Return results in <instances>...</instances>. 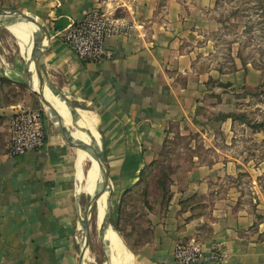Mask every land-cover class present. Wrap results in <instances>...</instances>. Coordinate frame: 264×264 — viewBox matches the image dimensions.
I'll return each instance as SVG.
<instances>
[{"label": "crops", "instance_id": "0c3cea01", "mask_svg": "<svg viewBox=\"0 0 264 264\" xmlns=\"http://www.w3.org/2000/svg\"><path fill=\"white\" fill-rule=\"evenodd\" d=\"M18 3L22 11L39 18L50 37L43 41L30 25L27 42L10 27L6 29L11 34L0 35V264H81L85 211L93 193L88 181L92 151L69 146L61 121L75 142L98 145L95 134L79 124L97 132L113 196L108 201L107 192L94 208L91 227L94 219L99 224L104 206V219L111 215L110 225L114 230L118 225L115 231L126 248L122 260L114 245L103 240L112 239L100 231L85 264L97 263L98 255L105 257V264H180L175 249L192 238L206 248L205 259L195 264H264V222L246 210L243 194L229 182L235 168L216 159L220 149L212 143V132L201 133L205 150H193L190 163L173 168L165 210L160 205L136 209L131 202L143 185V174L173 136L172 128L178 127L184 136L185 129L196 133L204 125L215 126L201 115L206 94L220 90L210 82L235 81L229 73L221 76L212 56L202 55L193 41L196 33L188 29V12L201 11L203 6L193 10L179 0ZM97 9L114 13L136 29L130 37L107 40L112 59L84 61L63 36L72 23ZM42 49L45 96L61 120L38 95L33 60ZM21 107L42 112L47 143L40 151L12 155L8 152L10 121ZM197 139L198 135L193 142ZM96 162L97 190L101 176ZM215 244L230 251L226 261L208 258Z\"/></svg>", "mask_w": 264, "mask_h": 264}, {"label": "rangeland", "instance_id": "374dc122", "mask_svg": "<svg viewBox=\"0 0 264 264\" xmlns=\"http://www.w3.org/2000/svg\"><path fill=\"white\" fill-rule=\"evenodd\" d=\"M18 1L0 0V10H21ZM181 1L193 10H196L195 6H203L201 11L188 12V29L196 33L193 41H196L202 55L212 56L221 76L229 73L235 76V81L210 82L220 90L219 93L206 94L201 115L215 122V126L204 125L196 133L185 129L184 136L178 127L172 128L173 136L167 139L153 167L143 174V185L131 200L132 205L136 209L144 205L150 210L160 205L159 208L165 210L167 193L157 186V182L165 183V188L169 189L173 168L190 163L193 150H205L206 141L201 133L212 132V143L220 149L216 159L221 165L230 163L235 168V175L228 177L229 182L243 194L246 210L253 212L258 221L264 222V0ZM5 20L8 22L11 18ZM0 25V35L11 34L3 23ZM226 84L225 89L223 86ZM4 86L2 84V88ZM9 90L17 93L15 88ZM226 114H233L237 120H228L227 123L213 120ZM250 123L262 124L263 128L256 132L249 126ZM197 135L198 139L193 142ZM109 217L106 216L105 223ZM96 222L94 219V226L91 227L90 247L93 249L98 244L100 232ZM103 240L113 246L107 238ZM105 261V257L98 255L97 263L91 264H105Z\"/></svg>", "mask_w": 264, "mask_h": 264}, {"label": "built area", "instance_id": "2783aa9c", "mask_svg": "<svg viewBox=\"0 0 264 264\" xmlns=\"http://www.w3.org/2000/svg\"><path fill=\"white\" fill-rule=\"evenodd\" d=\"M135 29L134 24L118 18L114 13L97 9L89 12L81 21L72 23L65 30L63 39L81 60L98 62L113 58V52L107 48L110 37H130ZM9 133L8 152L12 155L40 151L47 143L43 114L30 107H21L12 116ZM205 253L204 245L197 238H192L177 245L174 257L180 264H195L205 259ZM229 256L227 248L215 244L208 258L222 263Z\"/></svg>", "mask_w": 264, "mask_h": 264}, {"label": "water", "instance_id": "95a60500", "mask_svg": "<svg viewBox=\"0 0 264 264\" xmlns=\"http://www.w3.org/2000/svg\"><path fill=\"white\" fill-rule=\"evenodd\" d=\"M0 17L3 18H11L10 21L7 23L14 24L19 21H24L28 23H32L34 26H36V32L39 31L41 33V36L43 38V41L47 38L50 37L49 31L45 27V25L37 18L36 16L21 11V10H12V11H7V10H0ZM42 41V42H43ZM41 45V43H40ZM45 54V50H41L39 54L35 53L34 54V70L35 74L37 76V79L39 81V88H38V95L42 103L50 109L52 112L57 114V116L61 118V115L57 112L53 104L46 98L45 96V90H46V78L43 73V70L41 68V60L43 55ZM61 133L63 134V138L65 142L72 147L79 148V149H90L95 158L98 161V166H99V173L101 176V181L99 182V188L94 192V194L91 195L90 201L87 205L86 211H85V230H86V240L85 244L82 250V257H81V264H85L86 261V252H89L90 249V243H91V217H92V212L94 208L97 206L99 207L100 200L102 197L108 192V201L112 199L113 196V190H112V184L110 180V175H109V170L107 167V163L105 161V158L102 154L101 147H98L96 144H84L81 142H75L69 138L67 135L65 126L63 125V122L61 121ZM110 219L106 222V225L110 224Z\"/></svg>", "mask_w": 264, "mask_h": 264}, {"label": "bare ground", "instance_id": "6f19581e", "mask_svg": "<svg viewBox=\"0 0 264 264\" xmlns=\"http://www.w3.org/2000/svg\"><path fill=\"white\" fill-rule=\"evenodd\" d=\"M3 19V20H2ZM0 22H2L5 27H10L12 31L16 32L18 35H20V37L22 38L23 42H27L30 39V35H29V25L31 27H33V32L36 30V27L32 24V23H28V22H24V21H19L16 22L14 24H8L5 20V18L0 17ZM0 23V24H2ZM33 65V64H32ZM89 115H87V120L90 121V119L88 118ZM63 117V116H62ZM83 118H85V115L82 116ZM83 120V119H82ZM81 126V128L87 129V133L93 132V134H95V138L97 139V146L101 147V142L98 139V135L97 132L95 131V129H93L92 131L88 128H85L83 125L79 124ZM83 130V129H82ZM85 131V130H83ZM97 159L95 158L93 152H92V156H91V163H92V168L89 171V184L90 187L93 189V193L96 191V180H97ZM105 208L104 206L100 207V211H99V219H98V227L100 228V231L102 234L105 235V237H110L112 239V243H113V248H115V250H117L118 254L121 256L122 260H124V253H125V244L123 243L121 237L119 236V234L112 228V226L109 225H103V221H104V217H105ZM114 250V249H113ZM88 252H86V258H87ZM116 256V255H115ZM120 261V260H119ZM117 264V263H115Z\"/></svg>", "mask_w": 264, "mask_h": 264}, {"label": "trees", "instance_id": "16d2710c", "mask_svg": "<svg viewBox=\"0 0 264 264\" xmlns=\"http://www.w3.org/2000/svg\"><path fill=\"white\" fill-rule=\"evenodd\" d=\"M218 118H219V120H226V119H232L233 121L237 120L236 116H234L233 114H226V115H222V116L219 115ZM249 126H251L256 132L257 131H261L262 128H263L262 124H256V123H254V124L250 123ZM154 164H155V162L152 165H154ZM157 186L159 188L165 190V192L167 193V198L164 201V204H165V207H166L169 204V201H170V198H171L170 190L165 188V183L163 184V182H157ZM114 228H115L116 231H119V228H118L117 224H114Z\"/></svg>", "mask_w": 264, "mask_h": 264}]
</instances>
